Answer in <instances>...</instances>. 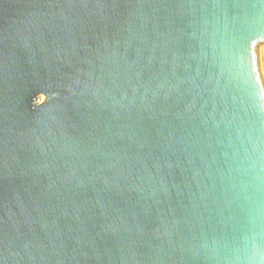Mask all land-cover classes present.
<instances>
[{
  "label": "water",
  "instance_id": "1",
  "mask_svg": "<svg viewBox=\"0 0 264 264\" xmlns=\"http://www.w3.org/2000/svg\"><path fill=\"white\" fill-rule=\"evenodd\" d=\"M263 44L264 0H0V264H264Z\"/></svg>",
  "mask_w": 264,
  "mask_h": 264
},
{
  "label": "rangeland",
  "instance_id": "2",
  "mask_svg": "<svg viewBox=\"0 0 264 264\" xmlns=\"http://www.w3.org/2000/svg\"><path fill=\"white\" fill-rule=\"evenodd\" d=\"M260 59H261V64L264 72V44L262 45L260 49Z\"/></svg>",
  "mask_w": 264,
  "mask_h": 264
},
{
  "label": "bare ground",
  "instance_id": "3",
  "mask_svg": "<svg viewBox=\"0 0 264 264\" xmlns=\"http://www.w3.org/2000/svg\"><path fill=\"white\" fill-rule=\"evenodd\" d=\"M261 47H262V45L260 46V49H261ZM260 60H261V59H260ZM261 65H262V64H261ZM262 70H263V68H262ZM263 74H264V72H263ZM42 98H43V97L41 96V97H40V100H42Z\"/></svg>",
  "mask_w": 264,
  "mask_h": 264
}]
</instances>
